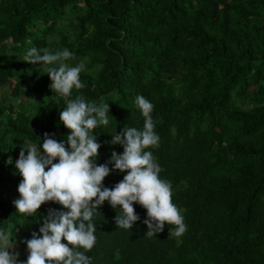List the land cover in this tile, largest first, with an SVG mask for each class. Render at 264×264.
<instances>
[{
    "label": "trees",
    "instance_id": "16d2710c",
    "mask_svg": "<svg viewBox=\"0 0 264 264\" xmlns=\"http://www.w3.org/2000/svg\"><path fill=\"white\" fill-rule=\"evenodd\" d=\"M32 47L72 51L66 63H85V87L55 94L46 67L23 61ZM0 90V228L16 238L20 261L22 241L62 206L46 202L24 218L13 204L22 177L7 161L24 142L40 147L45 133L65 139L59 113L83 96L109 104L110 124L94 130L96 162L106 163L123 151L112 135L143 128L134 103L142 95L160 137L149 150L188 229L176 238L166 223L149 238L135 203L141 219L119 229V209L106 201L94 217L92 264H264V0H0Z\"/></svg>",
    "mask_w": 264,
    "mask_h": 264
},
{
    "label": "clouds",
    "instance_id": "9594fccd",
    "mask_svg": "<svg viewBox=\"0 0 264 264\" xmlns=\"http://www.w3.org/2000/svg\"><path fill=\"white\" fill-rule=\"evenodd\" d=\"M72 58L74 53L67 48L53 53L32 47L25 51L23 61L45 66L50 88L68 98L74 89L85 87L80 79L85 63L70 66L66 62ZM134 103L144 118L143 128L125 126L112 135L110 143L120 144L123 151H113L106 163L96 162L102 145L94 130L110 124L109 104L88 102L83 96L67 99L59 113L60 122L69 130L65 139L58 142L45 133L40 147L24 142L19 158L7 161L14 163L13 174L22 177L17 187L19 198L13 201L18 213L24 218L34 216L46 202L62 209L50 208L38 232L22 241L28 253L24 261L18 259L19 252L10 251L16 244L12 232L0 228V264H92L86 253L97 242L94 217L106 201L114 210L119 209L114 217L119 229L131 230L141 219L135 203L146 209L143 223L147 237L164 231L166 223L174 226L169 229L170 236H183L188 226L173 203L172 185L161 178L163 169L149 150L158 148L160 141L152 117L154 105L142 95H137ZM111 172L125 174L109 188L103 181Z\"/></svg>",
    "mask_w": 264,
    "mask_h": 264
},
{
    "label": "rangeland",
    "instance_id": "374dc122",
    "mask_svg": "<svg viewBox=\"0 0 264 264\" xmlns=\"http://www.w3.org/2000/svg\"><path fill=\"white\" fill-rule=\"evenodd\" d=\"M1 92H2V91L0 90V94H1ZM14 248H15V247H14ZM12 251H13V250H12Z\"/></svg>",
    "mask_w": 264,
    "mask_h": 264
}]
</instances>
